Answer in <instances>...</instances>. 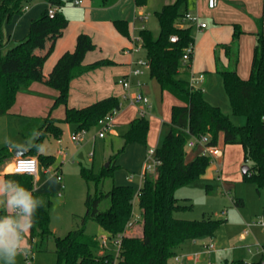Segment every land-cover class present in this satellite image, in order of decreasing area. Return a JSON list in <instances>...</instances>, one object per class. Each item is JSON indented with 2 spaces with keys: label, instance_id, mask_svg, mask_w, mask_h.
<instances>
[{
  "label": "trees",
  "instance_id": "1",
  "mask_svg": "<svg viewBox=\"0 0 264 264\" xmlns=\"http://www.w3.org/2000/svg\"><path fill=\"white\" fill-rule=\"evenodd\" d=\"M31 0H0V30L5 20H11L16 14H22L24 7ZM49 5L58 10L51 17L48 7L39 17L32 19L29 33L4 53L0 52V115L8 113L17 100L18 93L28 88L36 80L32 60L35 45L49 37L58 34L67 26L68 20L60 10L67 1L46 0ZM143 5L146 0H136ZM188 11V0H175L164 5L155 12L160 32L158 36L148 29L140 31L141 44L146 51L149 62L150 76L157 80L162 94H170L176 102L171 106L170 129L160 146L156 148L159 160L154 172H145L138 191L132 184H113L110 190L102 188L107 178L114 177V171L120 167L116 163L117 155L111 158L110 165L100 172L93 173L82 169L87 181H94L96 192L87 194L86 214L83 223L94 219L105 230L108 237L122 235L121 253L118 264H169L176 256L178 249L189 240L206 236H214L221 221L214 218L201 220L181 219L174 216L177 209L188 207L180 204L176 196L178 188L193 182L206 173L214 162V157L208 153H198L188 159L186 145L191 137L202 134L209 135V145H217L222 135L225 145L240 144L244 149L245 162H251L244 179L253 182L258 191L264 188V19L256 18L258 30L253 51L250 74L241 77L238 72L240 61L239 37L244 33L236 24L233 39L230 43L220 44L216 48V68L220 74L225 91L228 95L232 111L246 116L243 125L235 124L221 106L210 102L202 87L191 85L189 78H182L180 73H190L193 56L189 62H184L186 49L195 43L192 35V25L184 20ZM176 36V41L171 37ZM93 48L90 36L79 35V47L71 58L67 77L58 96L52 105V110L65 106L63 118L45 117L44 128L39 142L48 133L60 139L63 129L58 122H66L76 126V130L97 125L99 121L114 110L122 109V99L109 96L83 107L68 106L70 82L74 75L72 69L81 54ZM219 48H224L229 57V64L223 65L220 60ZM150 119L147 116L134 117L129 129L122 134L124 144L119 152H124L130 143L148 145ZM27 155H37L38 160L48 166L54 162L53 155H40L35 150ZM10 151L8 147L0 148V163ZM7 173L6 178L17 180L24 187L34 186L33 176L27 174L15 175ZM212 185H208L210 192ZM138 199L141 210V233L127 231L128 224L134 219V202ZM105 199L110 205L101 210ZM237 206H244L242 198H235ZM264 215V207H263ZM49 206L44 204L37 210L34 226L31 229L28 242L33 248L41 246L49 238H54L57 253L56 264H107L112 263L114 254L104 249L101 240L96 235L87 234L85 226L70 230L65 236H57L52 230ZM132 230V228H131ZM257 261L236 260L224 264H261Z\"/></svg>",
  "mask_w": 264,
  "mask_h": 264
},
{
  "label": "crops",
  "instance_id": "2",
  "mask_svg": "<svg viewBox=\"0 0 264 264\" xmlns=\"http://www.w3.org/2000/svg\"><path fill=\"white\" fill-rule=\"evenodd\" d=\"M174 1L146 0L145 4L138 5L136 0H84L81 5H75L72 1H67L61 7L60 10L68 20L67 26L58 34L42 40L35 45L32 60L36 80L30 87L19 91L16 103L8 113L0 115V148L8 147L10 151V156L0 163V176L5 177L7 173H12V164L17 156H20L22 153L25 155L29 153L24 152L22 149L26 142L31 140L33 132L41 133L44 128L45 117L48 115L56 119L64 117V105L53 110L51 107L59 93L57 88L61 87L66 80L70 60L78 51L79 35L82 33L90 36L93 48L84 51L72 69L74 77L70 82L68 106L83 107L109 96H117L122 99V108L124 106L123 102L128 100L130 102V109L120 110L116 118L115 127L120 128L126 124L129 125L134 117L139 116L140 107L133 104L130 98H125V96L136 92L138 89L136 85L137 80H141V77L149 68L142 67L144 73L139 76H132L133 86L130 91L125 90L118 83V79L130 74L131 69L137 66L135 62L138 59H147L141 56L144 48L139 39L140 31L148 28L153 32V28H156L159 23L152 21V16L164 5ZM28 4V9L22 14H16L11 20H5L2 23L0 30V52L4 53L13 46L15 41L25 37L29 33L32 19L39 17L49 6L46 0H31ZM187 14L197 16L199 21L207 23L205 27H198L194 22L189 23L192 25L191 32L195 43L191 72L188 74V78H190L191 73H203L204 80L199 83V86L203 89L205 86V91H208L210 84H207V82L214 78V73L219 74L216 68V48L220 44L232 41L236 24L244 31L239 37L240 61L238 72L241 77L246 78L247 70L249 74L251 70V66L250 69L246 68V63L252 62L253 51L257 41L255 35L258 30L256 18L263 17L264 19V0H218V4L215 7H210L209 0H188ZM219 52L223 64L228 65L229 59L225 49L221 48ZM150 80L152 86H156L155 90H159L160 109L162 111L168 110L170 113V108L167 109V103L171 97L167 93L162 94L160 85L156 79L150 76ZM149 84V82H142L140 89L150 98L148 94L151 91ZM205 96L210 102L216 103L215 95L210 94L209 98L205 92ZM175 102L176 99H173V101L171 99L170 107ZM152 108L153 105L148 108V111ZM57 124L63 129L61 138L58 139L52 133H48L42 140L46 144V138H54L56 140L55 145L53 144L56 150H53V152L47 151L46 154L53 155L55 159L52 164L48 165L51 168L49 172L46 171V167L48 166L39 161V170L35 175H32L34 186L38 188V191L33 193L34 195H43L45 193H56L58 195L61 192L58 196L63 197L67 189V184L62 175V167L56 166V162H58L59 157L62 164L64 158L67 156L66 148L62 145V137L65 131L68 129L75 132L76 126L66 122H58ZM169 129L170 126L168 127V131ZM114 134H116L115 130ZM159 136L160 123L153 116L150 119L148 145H141L136 142L130 143L125 151L128 152L132 148L134 150V148H139L140 146L143 148L142 150L146 151L151 147H155L154 145L157 148L160 146ZM101 138H105V136ZM220 141L219 146L222 149V155L215 158L221 157L224 159L226 150L223 146L225 144L222 135L220 136ZM12 145L17 146L20 150L18 151ZM60 150H64V153H60ZM201 152L202 147L199 146L198 152L192 157L188 156V158L192 159ZM35 156L38 157L37 155ZM121 166L129 168L127 164H122ZM137 167H142L143 179L144 163L143 165H137ZM57 171L61 172L62 181L55 185L46 183L48 175L52 173L57 174ZM63 184L64 188H62ZM248 234L245 235L243 233L240 238L246 239ZM243 236L244 238H242ZM208 244L211 243L204 244L203 251L188 257L194 261L193 264H204L201 262L202 256H210L215 246L213 245L212 250L208 251L206 249V245ZM256 251L260 252L261 259L263 253L257 248ZM177 257L178 264H184L180 258L181 256L179 257L178 255ZM208 263L211 264L210 261Z\"/></svg>",
  "mask_w": 264,
  "mask_h": 264
},
{
  "label": "rangeland",
  "instance_id": "3",
  "mask_svg": "<svg viewBox=\"0 0 264 264\" xmlns=\"http://www.w3.org/2000/svg\"><path fill=\"white\" fill-rule=\"evenodd\" d=\"M26 5L29 7L28 3ZM152 21L158 22L155 14L152 16ZM153 32L155 36H158L160 32L159 25L153 28ZM220 49L221 48L218 49V52ZM141 56L147 58L145 50H143ZM243 64L244 61L242 62V67ZM250 66L251 63H246V68L250 69ZM214 74L215 79L213 78L214 80H208L209 82H207V84H210L208 91H205L206 89L204 86L206 95L208 97L210 94H213V96L215 95V104L221 105L223 111L230 116L235 124H245L247 119L246 116L235 114L232 111L220 74ZM246 74L248 77V70ZM179 76L188 78L189 75L188 73H180ZM141 82L150 83L149 88L151 89V93L149 92L148 94L151 98L150 100L153 108L148 111L147 118L152 119V117L155 116L159 121V144H161L163 137L168 131L171 119V99L173 101L175 98L167 94L171 97V99H168L167 103V109L170 108V113L168 110L162 111L160 109L161 101L159 90H155L156 86H152L151 84L149 69H147L146 73L141 77ZM123 103L124 106L122 109H130V102L128 100ZM116 122L115 120V123ZM128 129V124L120 128L115 127L114 124L105 130V124L98 123L87 131L85 138L80 143H76L72 140L74 130L67 129L65 131L62 137V145L66 148L67 156L64 158L62 164L59 157L58 162H56V166L59 165L62 167V175L67 184L64 196L59 197L56 193L35 195L37 197H42L45 204L49 206L51 215L50 226L55 235L65 236L70 230L78 229L83 226H85L87 234L96 235L99 238L106 235L105 230L96 220L88 219L86 223H83V217L87 210L85 204L87 194L89 192L94 194L97 187L94 181H87L84 178L82 169L98 173L107 166L111 158L119 153L116 163L120 167L115 169L114 177L107 178L104 181L102 188L108 191L113 184L131 183L136 188V191H138L142 182V167H137V165L145 164L147 151L142 150L143 148L139 145L141 143H139V148H134V150L132 148L128 152H119L124 144L122 134ZM114 130L116 134H114ZM101 131L105 133V138L99 136ZM94 137H96V139H94ZM45 140L47 141L46 145L48 152L56 150L54 146L56 140L54 138H46ZM219 143H221L220 138ZM154 146L156 147V145ZM223 146L226 150L224 159L221 157L214 158V162H212L205 174L193 182L178 188L175 193L180 204H189L188 207L177 209L174 212L176 218L190 220L214 218L222 222L214 236L202 237L196 239V241L189 240L178 250V255L179 257L181 256L180 258L184 264H193L194 261L190 260L188 257L203 251L204 244L206 243L213 244L215 249L212 250L210 256H202L201 262L204 264H210L208 263L209 261L211 264L232 263L239 259H243L244 261H257L260 260L261 257L260 252L256 251V248L258 245H264V226L253 224V222L256 220H264V188L258 191L253 182L244 179L243 166H250L252 163L245 162L243 147L240 144H228ZM186 150L189 153L188 156L192 157L198 152V146L194 148L186 146ZM122 164H127L129 168L122 167ZM208 185L213 186L210 192L207 190ZM235 198H242L244 200V206H237L234 202ZM109 205L110 200L105 199L100 209L105 210ZM225 211L226 213H224ZM141 217L138 199L135 198L134 227L132 228V232L141 233ZM245 230H249V234L246 239H241L240 237ZM177 256L172 257L169 260V264H178ZM56 263L57 253L55 251L54 238L45 240L41 246H36L34 244L33 250H31L29 255L17 257V264Z\"/></svg>",
  "mask_w": 264,
  "mask_h": 264
},
{
  "label": "built area",
  "instance_id": "4",
  "mask_svg": "<svg viewBox=\"0 0 264 264\" xmlns=\"http://www.w3.org/2000/svg\"><path fill=\"white\" fill-rule=\"evenodd\" d=\"M73 2V4L75 5H81L83 3L84 0H71ZM218 0H209V5L210 7H215L217 5ZM28 9V6L26 5L24 7V11H26ZM58 10V8L56 6H48V14L53 17L56 13V11ZM185 21H189V22H194L198 25V27H205L207 25L206 22H201L199 21L197 16H193L190 14H187L184 17ZM141 40V37L139 38ZM172 41H176V36H172L171 37ZM193 52H194V44H191L187 49L186 52L183 55V60L184 62H189L191 59V56H193ZM135 64L137 66L133 67L131 69L130 74H128L127 76L124 77H120L118 79V83L121 84L125 90L130 91V89L133 86V82L131 80L132 76H139L142 73H144V70L142 69V67L144 68H149V62L147 59H138ZM190 83L193 86L199 87V83L202 82L204 80V74L200 73V74H194L191 73L190 74ZM141 80H137L136 85L138 86V89L136 90V92L132 93L129 96H125V98H130L131 102L137 106H139V116H147L148 113V108H150L152 106L151 104V100L150 98L143 93V91L140 89V85H141ZM119 110H114L113 112L107 114L105 117H103L99 123H103L105 124V130L108 129L110 126L115 124V120L116 117L119 114ZM86 129H80V130H76L73 135H72V140L76 143H80L82 142V140L85 138V135L87 134ZM100 137H104L105 133L104 132H100L99 133ZM210 141V137L209 135L206 134H202L200 136H192L191 139L188 141L186 146L189 147H202V153H208L210 155H212L214 158L217 156H221L222 155V149L219 146V144L217 145H209ZM60 153H64V150H60ZM159 160L156 157V148L155 147H151L147 150V156H146V160H145V164H144V173L145 172H154L156 169V165L158 164ZM50 167H46V171L49 172L50 171ZM39 170V160L36 156H32V155H20L17 156L15 158V160L13 161L12 164V172L13 173H22V174H27V175H35ZM60 177H62L60 172H56ZM144 176V175H143ZM62 181V179H61ZM62 188H64V184L62 185ZM61 194V192L59 193ZM226 213V211L224 212ZM133 221H131L128 226H127V231L131 228L134 227L133 225ZM253 224H258L261 226H264V220H256L255 222H253ZM249 230H245L244 234H248ZM244 238V236L242 237ZM101 243L104 247V249L109 250L110 252H112L114 254V260L112 261V263H107V264H118V259L121 253V242H122V235H118L114 238H110L107 235L103 236L100 238ZM213 244H208L206 245V249L208 251L212 250L213 248ZM257 249L259 251H261L262 254V262L261 264H264V248L261 245H258ZM196 257H198V255H196Z\"/></svg>",
  "mask_w": 264,
  "mask_h": 264
},
{
  "label": "clouds",
  "instance_id": "5",
  "mask_svg": "<svg viewBox=\"0 0 264 264\" xmlns=\"http://www.w3.org/2000/svg\"><path fill=\"white\" fill-rule=\"evenodd\" d=\"M40 135L42 133L33 132L31 140L26 142L22 150H35L40 155H46V143L37 142ZM61 179L58 174L52 173L48 175L46 183L55 185ZM36 191V186L28 189L15 179L0 176V264H17L18 256H27L31 252L27 236L34 226L37 210L45 204L42 197L33 194Z\"/></svg>",
  "mask_w": 264,
  "mask_h": 264
},
{
  "label": "water",
  "instance_id": "6",
  "mask_svg": "<svg viewBox=\"0 0 264 264\" xmlns=\"http://www.w3.org/2000/svg\"><path fill=\"white\" fill-rule=\"evenodd\" d=\"M17 155H19V154H17ZM20 155H25V154L22 153V154H20ZM109 165H110V162L107 164L106 167H108ZM249 168H250L249 165H244V166H243V173L246 174V173L248 172Z\"/></svg>",
  "mask_w": 264,
  "mask_h": 264
}]
</instances>
